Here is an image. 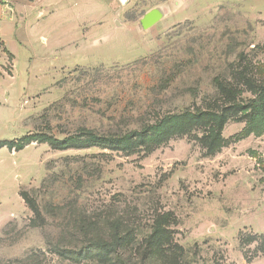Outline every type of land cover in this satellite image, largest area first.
<instances>
[{
	"label": "rangeland",
	"instance_id": "1",
	"mask_svg": "<svg viewBox=\"0 0 264 264\" xmlns=\"http://www.w3.org/2000/svg\"><path fill=\"white\" fill-rule=\"evenodd\" d=\"M0 3L17 8L0 20V140L122 135L219 104L218 76L238 70L264 82V0ZM156 7L164 16L146 29L141 18ZM236 85L238 100L254 97ZM258 117L232 113L229 143L213 154L196 137L209 126L150 153L38 141L1 148L0 264H108L101 252L75 253L117 220L127 233L123 256L160 264L147 238L165 213L184 248L180 264H264V119L251 129Z\"/></svg>",
	"mask_w": 264,
	"mask_h": 264
},
{
	"label": "trees",
	"instance_id": "2",
	"mask_svg": "<svg viewBox=\"0 0 264 264\" xmlns=\"http://www.w3.org/2000/svg\"><path fill=\"white\" fill-rule=\"evenodd\" d=\"M236 84L245 85L246 90H249L254 97L247 102L238 100L237 94H241V89ZM215 86L217 95L223 101L214 107L188 108L181 112H170L164 114L154 123L144 126L141 130L129 131L122 135H99L84 130L63 139L34 133L18 140H0V149L8 147L21 150L32 141H38L48 142L50 145L60 148L101 146L128 154L134 153L138 149L150 153L176 136L187 135L199 127L209 126L208 132L201 137L197 135L196 137L206 146L208 153L213 154L229 143V140L223 136V130L232 113L236 114L246 109L256 113L259 117L251 129L258 124L259 119H264V82H257L250 78L248 73L237 70L231 79L222 76L216 77ZM21 195L29 206L38 212L35 199H30L26 192H22ZM172 219L170 213L160 215L155 220L152 232L147 238L149 255L153 258L158 256L160 264H180L182 261L176 250L182 252L184 248L174 244L169 230ZM121 225L119 220L111 222L109 232L106 230L97 232L75 255L79 257L96 251L108 257V264H133L122 254L127 245V233L125 230L122 231Z\"/></svg>",
	"mask_w": 264,
	"mask_h": 264
},
{
	"label": "water",
	"instance_id": "3",
	"mask_svg": "<svg viewBox=\"0 0 264 264\" xmlns=\"http://www.w3.org/2000/svg\"><path fill=\"white\" fill-rule=\"evenodd\" d=\"M163 16L164 15L160 11L159 7H156L152 11H148L145 13V15L141 18V23L147 29L161 20Z\"/></svg>",
	"mask_w": 264,
	"mask_h": 264
},
{
	"label": "crops",
	"instance_id": "4",
	"mask_svg": "<svg viewBox=\"0 0 264 264\" xmlns=\"http://www.w3.org/2000/svg\"><path fill=\"white\" fill-rule=\"evenodd\" d=\"M17 5V4H16ZM7 10H10L12 13L15 11V12H17V8L15 7H12V6H9L8 4H2V3H0V20L2 19V17H3V13L4 12H6ZM24 14L23 13H21V18H20V20H22V19H24ZM19 23V22H18Z\"/></svg>",
	"mask_w": 264,
	"mask_h": 264
},
{
	"label": "built area",
	"instance_id": "5",
	"mask_svg": "<svg viewBox=\"0 0 264 264\" xmlns=\"http://www.w3.org/2000/svg\"><path fill=\"white\" fill-rule=\"evenodd\" d=\"M6 1L8 2V0H0V2H6Z\"/></svg>",
	"mask_w": 264,
	"mask_h": 264
}]
</instances>
